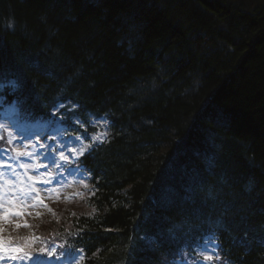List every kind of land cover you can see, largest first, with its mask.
Here are the masks:
<instances>
[{"label":"trees","instance_id":"trees-1","mask_svg":"<svg viewBox=\"0 0 264 264\" xmlns=\"http://www.w3.org/2000/svg\"><path fill=\"white\" fill-rule=\"evenodd\" d=\"M10 79L28 118L59 100L107 114L112 136L81 161V198L6 240L43 260L74 241L85 264H168L167 236L210 237L264 264V0H0Z\"/></svg>","mask_w":264,"mask_h":264},{"label":"rangeland","instance_id":"rangeland-1","mask_svg":"<svg viewBox=\"0 0 264 264\" xmlns=\"http://www.w3.org/2000/svg\"><path fill=\"white\" fill-rule=\"evenodd\" d=\"M60 110H61V107H57L54 110V114L58 113ZM5 115H6V121L9 124L10 123L9 120L11 119V114H9L8 112H5ZM76 123H78V125H80L79 121L76 122ZM104 126L105 125L100 120L91 121L90 127L91 128H96V129H95V132L88 134L89 140H90V145H87V141H85V139H86L85 136H78V135L74 136V135H71L66 140H62L63 142H62V144H60V147H59L60 148L59 155L61 153H63L64 155H66L69 158L71 163H74L86 151H88L91 148V146L99 144L105 139L106 130L103 129ZM48 130H49L48 126L41 125L40 126V130H37V131H39L40 134L43 135ZM82 130L86 131L85 128H82ZM61 132H62V129H61V126H60V120L57 119L55 126L51 129L50 137L54 136L55 138H57V136ZM96 136H100L101 139L100 140L95 139ZM25 145H26V136H22L19 139L14 140L15 150L19 149V150L22 151L25 148ZM49 146H51V145H49ZM82 148L84 149L83 154L77 156V153H80ZM47 150L51 151V147L50 148L47 147ZM34 153H33V156L31 155V156L25 158L24 165H29L30 163H32V165H29V166H34V162H35V164H37L38 156L36 154H34ZM49 154L52 157H54L51 153H49ZM53 162H56V164L58 165L57 159L55 157H54V161ZM61 163L63 165L67 164L63 160L61 161ZM38 165L40 166L41 163H38ZM28 169H29V171L31 172L32 175H34L35 177L40 179V176H39V174L37 173V171L35 170L34 167H28ZM75 172L72 171L73 174H75ZM1 181H2V179L0 178V182ZM46 185H49V184H46ZM37 189L42 192V194H41L42 198L49 195L48 192H50V190H45L46 189L45 185L40 184V185H38ZM12 192L13 191L7 190V193H6L7 197H12L11 196ZM0 196H4V195L0 194ZM30 203H33V202L30 201ZM35 204H36L35 207H27V208H24L22 210L24 211V213H31V216H32V215L35 214V211H37L39 209V204H37V202H35ZM0 212H3V209H0ZM10 220H11L10 223H5V222L0 221V226H2L0 228H4L3 231H11V234H14L15 230L17 229L16 228V224H17L18 221H20V217H16V216L13 215V216L10 217ZM3 255L5 256V259L0 260V264H11V263H13V264H31V261H21V260L13 261V260L7 259V255H9L8 253H4Z\"/></svg>","mask_w":264,"mask_h":264},{"label":"snow or ice","instance_id":"snow-or-ice-1","mask_svg":"<svg viewBox=\"0 0 264 264\" xmlns=\"http://www.w3.org/2000/svg\"><path fill=\"white\" fill-rule=\"evenodd\" d=\"M3 137H0L2 139ZM79 139V138H78ZM95 139L100 140V136H96ZM13 141L12 139L8 140V143L11 144ZM16 156L17 157H29L32 155V153L28 151H21L19 149H16ZM84 149L82 148L80 153H77V156L83 154ZM60 159L63 160L65 163H70L69 158L64 155L63 153L60 154ZM22 168L27 169L28 167H35V166H29L21 164ZM59 167V165H57ZM50 175V174H49ZM29 180H32L33 178L31 176L28 177ZM43 183L47 184L50 181H42ZM7 183V181H5ZM35 183V181H34ZM19 192L22 194L20 196L15 197H7V194L4 196H0V209H3V212H0V221L5 223H10V217L16 216V217H23L24 211L22 209L27 207H35V202H39L40 204H43V201L40 199L39 190H37L35 187L30 185L27 189L25 188H19ZM35 193V195H33ZM32 201L33 203H30ZM31 215V213H28ZM30 227L28 224H16L17 228L20 227ZM0 232H3V228H0ZM40 252H44V249H40ZM4 253H8L7 259L16 261H31V264H44L42 260L39 259V256L33 257L30 252L25 250V247L23 246H12L10 244V240H6L2 236H0V260L5 259ZM48 255H52V251L48 252ZM207 259H211V257H207Z\"/></svg>","mask_w":264,"mask_h":264},{"label":"bare ground","instance_id":"bare-ground-1","mask_svg":"<svg viewBox=\"0 0 264 264\" xmlns=\"http://www.w3.org/2000/svg\"><path fill=\"white\" fill-rule=\"evenodd\" d=\"M106 134H108V130L106 131ZM147 225H148V227L151 226L150 223H148ZM167 239H168L169 241H171V242H174V241H175V242H176V241L178 242V241L181 239V237L178 236L177 238H173V237H171V236H167ZM175 242H174V243H175ZM174 243H173V244H174ZM170 245H171V244H170ZM168 248H169V246H166V245L163 247V249H166V250H168Z\"/></svg>","mask_w":264,"mask_h":264}]
</instances>
